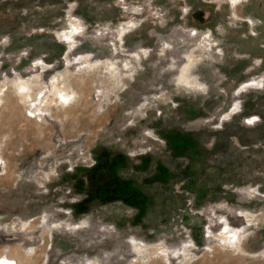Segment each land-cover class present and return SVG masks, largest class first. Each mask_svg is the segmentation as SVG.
Returning a JSON list of instances; mask_svg holds the SVG:
<instances>
[{
	"label": "rangeland",
	"instance_id": "374dc122",
	"mask_svg": "<svg viewBox=\"0 0 264 264\" xmlns=\"http://www.w3.org/2000/svg\"><path fill=\"white\" fill-rule=\"evenodd\" d=\"M3 257L264 264V0H0Z\"/></svg>",
	"mask_w": 264,
	"mask_h": 264
},
{
	"label": "bare ground",
	"instance_id": "6f19581e",
	"mask_svg": "<svg viewBox=\"0 0 264 264\" xmlns=\"http://www.w3.org/2000/svg\"><path fill=\"white\" fill-rule=\"evenodd\" d=\"M189 67H190V64H188V65H186V66H184L183 68H182V70H181V80L182 81H184L187 85H189V86H192V83H191V81H190V79H189V76H188V72L190 71V69H189ZM60 79V78H59ZM68 79H72V76H70ZM55 80L56 79H53L52 80V83H53V88H55L54 89V93L52 94V95H58V93H61V91H62V88H61V86H60V84H58V83H56L55 82ZM58 80V79H57ZM65 81H66V79H65ZM65 81H62V82H65ZM58 82V81H57ZM60 82V81H59ZM18 84V88L19 89H17L18 90V92L20 91L22 94H27L28 93V89H30V87L31 86H29V83L28 82H25V81H23L22 79H20L18 82H17ZM62 84V83H61ZM68 86V85H67ZM67 86L65 87V88H67ZM70 86V85H69ZM32 88V87H31ZM68 89V88H67ZM67 89H65L66 91H67ZM64 90V89H63ZM73 90H75V89H73ZM31 91V90H30ZM69 91H70V89H69ZM19 92V93H20ZM71 92H73V91H71ZM32 93H34V92H32ZM31 94V93H30ZM29 94V95H30ZM74 94V93H73ZM7 95V94H6ZM23 96V95H22ZM28 96V95H27ZM21 97V96H20ZM54 97V96H53ZM56 97H58V96H56ZM26 98V97H25ZM60 98V97H59ZM239 103H236L235 104V106L238 108V109H240L239 108ZM234 106V107H235ZM15 113V112H14ZM11 120V119H10ZM2 262H4L5 264H12V261L10 260V259H8V261L7 260H5L4 258H2Z\"/></svg>",
	"mask_w": 264,
	"mask_h": 264
},
{
	"label": "flooded vegetation",
	"instance_id": "af4514ba",
	"mask_svg": "<svg viewBox=\"0 0 264 264\" xmlns=\"http://www.w3.org/2000/svg\"><path fill=\"white\" fill-rule=\"evenodd\" d=\"M5 260H7L8 261V257L6 258V257H3ZM12 261V260H11ZM13 262V261H12Z\"/></svg>",
	"mask_w": 264,
	"mask_h": 264
},
{
	"label": "crops",
	"instance_id": "0c3cea01",
	"mask_svg": "<svg viewBox=\"0 0 264 264\" xmlns=\"http://www.w3.org/2000/svg\"><path fill=\"white\" fill-rule=\"evenodd\" d=\"M247 81V80H246ZM244 83V82H243Z\"/></svg>",
	"mask_w": 264,
	"mask_h": 264
}]
</instances>
